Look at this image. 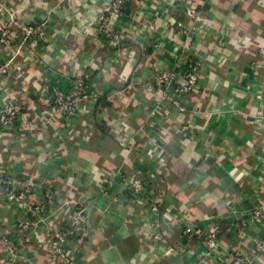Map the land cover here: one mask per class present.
I'll return each instance as SVG.
<instances>
[{
  "label": "crops",
  "instance_id": "crops-1",
  "mask_svg": "<svg viewBox=\"0 0 264 264\" xmlns=\"http://www.w3.org/2000/svg\"><path fill=\"white\" fill-rule=\"evenodd\" d=\"M193 2L192 21L191 0H127L117 22L126 40L116 47L96 29L109 0H0V31L12 10L13 29L44 22L47 39L19 51L17 43L0 45V61L9 63L0 98L19 105L16 124L0 125V172L48 180L56 195L54 218L25 236L0 185V232L15 233L32 264H57L47 230L75 204L91 228L74 243L81 264H199L194 232L215 228L225 253L234 247L233 212L264 209V0ZM191 52L203 63L200 90L188 95L186 111L172 109L162 121L151 115L158 93L150 77ZM79 73L101 96L67 123L50 104L48 85L68 91ZM150 123L161 129L162 159L149 157ZM181 124L189 136L180 135ZM136 170L150 182L149 197L163 192L160 216L123 193L119 173ZM248 236L264 239V224L251 225ZM247 244L235 247L248 254ZM216 264L241 263L221 255ZM248 264H264V250Z\"/></svg>",
  "mask_w": 264,
  "mask_h": 264
},
{
  "label": "built area",
  "instance_id": "built-area-1",
  "mask_svg": "<svg viewBox=\"0 0 264 264\" xmlns=\"http://www.w3.org/2000/svg\"><path fill=\"white\" fill-rule=\"evenodd\" d=\"M126 3L127 0H109L105 9L98 15L96 21L97 34L110 46L119 47L126 40L125 34L117 25ZM192 4L194 5L193 0H191V4L188 5L186 11L188 18L193 21L196 12ZM7 15L8 25H5L0 31V45L6 47V49L11 50L13 43H17V50L19 51L25 48L26 43H29L30 40L47 41L44 22L35 25H16V29H13L15 14L12 10H8ZM176 23L180 27L184 25L180 21H176ZM259 52L264 55V48L261 47ZM8 64L0 61V74L7 72ZM252 64L254 67L258 66V62ZM202 66L201 58L196 53L191 52L184 58L181 65L154 71L150 77L149 86L158 93V97L155 100L153 109H151V115L157 114L160 116V120L165 121L172 109H176L178 113L186 111L188 95L193 91L200 90L199 72ZM48 92L50 104L67 123L71 122L72 118L78 113V109L90 110L89 105L97 103L101 96L98 88L93 90L88 88L84 73L76 75L68 91L50 84L48 85ZM0 102H2L0 106V125L3 127L15 125L19 105L12 101H3L1 98ZM149 125L153 130V135L150 137V152L152 153L149 154V157L162 159L164 154L162 145H160L162 141L161 129L159 126H154L153 123ZM188 130V125L181 124L179 127L182 137L189 136ZM119 174L123 193L134 197L138 203L146 204L155 215L160 216L163 192L160 190L149 197L147 193H149L150 182L144 178L141 171L136 170L129 176ZM0 185L4 189L8 205L11 209L16 210L13 218L15 229L23 232L25 236L35 234L36 226L39 224L47 227L48 220L54 218L56 209L52 204L56 195L51 189L53 185L48 180L32 179L31 181H24L18 178L16 180L1 171ZM36 190L42 192L41 197L37 195ZM237 201H241V197ZM249 205L243 209L239 208L230 216L229 226L234 238V247L228 249L225 253L221 249L218 232L215 228H200L194 232L200 245L197 254L199 264H216L217 256L221 255H224L225 259H232L235 263L248 264L252 256L258 255L264 250V239L252 240V237L248 236L250 235L251 225L264 224V209L260 206ZM65 210L68 212L66 220L47 230L50 255L57 264H81L75 255L74 243L82 235L91 231L90 223H88L86 217V209L75 204ZM183 232L190 233V229L185 227ZM153 235L155 239L160 237L159 232ZM17 237L15 233L0 232V250L3 252L0 264H17L20 259L27 264H32L21 251L19 245L21 242ZM247 240L249 253L242 254L235 246L242 245Z\"/></svg>",
  "mask_w": 264,
  "mask_h": 264
}]
</instances>
